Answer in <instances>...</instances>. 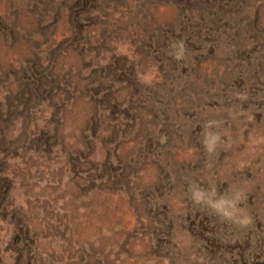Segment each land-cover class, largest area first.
Listing matches in <instances>:
<instances>
[{
    "label": "rangeland",
    "instance_id": "rangeland-1",
    "mask_svg": "<svg viewBox=\"0 0 264 264\" xmlns=\"http://www.w3.org/2000/svg\"><path fill=\"white\" fill-rule=\"evenodd\" d=\"M0 264H264V0H0Z\"/></svg>",
    "mask_w": 264,
    "mask_h": 264
},
{
    "label": "clouds",
    "instance_id": "clouds-1",
    "mask_svg": "<svg viewBox=\"0 0 264 264\" xmlns=\"http://www.w3.org/2000/svg\"><path fill=\"white\" fill-rule=\"evenodd\" d=\"M221 122L212 120L207 121L202 129V143L208 152H214L218 145L222 143L223 138L219 131H215L221 127ZM191 199L197 205L210 209L215 215L225 221H233L241 226L249 223V218L241 207L242 193L235 192L230 198L225 197L217 192L215 188L204 189L197 185L193 188L189 186Z\"/></svg>",
    "mask_w": 264,
    "mask_h": 264
}]
</instances>
